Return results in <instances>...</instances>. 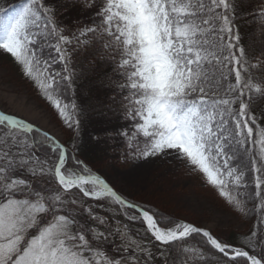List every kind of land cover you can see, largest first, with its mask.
Segmentation results:
<instances>
[{
    "label": "snow or ice",
    "instance_id": "snow-or-ice-1",
    "mask_svg": "<svg viewBox=\"0 0 264 264\" xmlns=\"http://www.w3.org/2000/svg\"><path fill=\"white\" fill-rule=\"evenodd\" d=\"M238 9V0H0V52L69 133L61 142L0 110V264H264V109H254L264 53L250 58ZM248 15L264 43V0ZM96 45L112 66L97 76L114 89L106 105L77 92L97 73L95 58L78 70L74 53ZM91 114L125 121L91 137L97 144L120 137L126 160L182 164L253 226L232 243L130 198L82 158Z\"/></svg>",
    "mask_w": 264,
    "mask_h": 264
},
{
    "label": "rangeland",
    "instance_id": "rangeland-1",
    "mask_svg": "<svg viewBox=\"0 0 264 264\" xmlns=\"http://www.w3.org/2000/svg\"><path fill=\"white\" fill-rule=\"evenodd\" d=\"M10 59L0 52V110L35 123L65 142L66 133L53 111ZM101 171L107 172L112 183L130 198L178 214L182 221L196 222L213 232L229 229L219 232L224 237L248 231L223 202L208 195L199 176L190 175L182 164H141L131 159L126 166L110 165Z\"/></svg>",
    "mask_w": 264,
    "mask_h": 264
},
{
    "label": "trees",
    "instance_id": "trees-1",
    "mask_svg": "<svg viewBox=\"0 0 264 264\" xmlns=\"http://www.w3.org/2000/svg\"><path fill=\"white\" fill-rule=\"evenodd\" d=\"M17 0H10L9 4L16 3ZM239 2V13L243 16V19L238 21V27L240 30L242 44L249 49L250 58L260 57L264 53V43L260 42L259 39V26L255 19L248 15L249 12L257 9L260 6V0H238ZM83 20H86L87 17H82ZM65 23L72 24L71 19H66ZM43 55L45 58H50L55 56V52L51 49L45 47ZM102 52L99 50V45L90 48H82L78 52L74 53L77 69L80 70L81 67L87 68L88 62L95 58L96 62V73L97 75H87L80 81V86L77 89L78 95L80 97V103L87 102L91 104H108L110 103V97L114 95V89L101 86L99 79L97 78L98 74L106 71L111 73V65L106 61L101 59ZM12 61V59H10ZM13 62V61H12ZM56 70H62V64L56 63L53 65ZM256 71V70H254ZM259 75H264V72H260ZM64 98L67 101H71L72 93L70 90L64 92ZM254 109L259 114L261 109H264V99L256 98L254 100ZM91 112V108H89ZM124 120L119 121H110L100 118L98 115L91 114L83 124L82 131V158H85L90 165H94L96 169L102 170L110 165L114 166H126L131 159H125V153L128 151L124 140L120 137L115 139H109L107 143L97 144L94 140L90 139L91 137L96 136L97 134H104V130L111 129L117 124H124ZM66 133V141L69 139V133L64 130ZM242 160L246 162V157H242ZM237 165L241 163L240 160L235 161ZM251 177L249 176V179ZM209 196L216 197L220 202L215 191L206 187L205 189ZM251 192V188L248 190ZM164 212V211H163ZM175 218H178L182 221V217L178 214H173L172 212H165ZM103 214V213H102ZM240 219V218H239ZM241 220V219H240ZM248 226V230L255 223V217H252L247 220H241ZM133 227H139V225H134ZM229 229L217 230L215 232H226ZM236 234L231 235L230 237H225L229 242L236 243L241 241L243 237Z\"/></svg>",
    "mask_w": 264,
    "mask_h": 264
}]
</instances>
